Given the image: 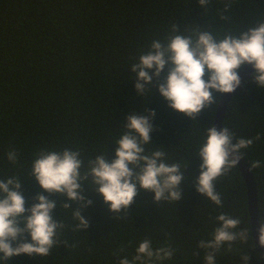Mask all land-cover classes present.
I'll return each instance as SVG.
<instances>
[{
	"label": "trees",
	"instance_id": "trees-1",
	"mask_svg": "<svg viewBox=\"0 0 264 264\" xmlns=\"http://www.w3.org/2000/svg\"><path fill=\"white\" fill-rule=\"evenodd\" d=\"M222 14L228 18L221 19ZM262 20L264 0H210L206 10L198 0H0V179L21 180L26 208L38 202L37 194L54 200L52 218L65 225L49 255L20 254L7 264H119L123 257L131 260L146 238L153 250L174 249L170 259L155 264H205L211 249H200L198 242L212 238L221 213L239 218L236 231L246 230L248 239L232 242L230 250L222 246L216 264H244L241 255L249 257L248 264H264V254L254 248L248 190L238 165L214 182L222 207L194 187L201 163L196 152L214 126L222 95L213 91L214 105L189 118L170 108L158 91L167 66L144 95L136 91V73L130 71L153 40L166 43L176 34L173 25L180 35L210 31L219 40ZM145 109L155 110L145 153L164 151L165 162L178 163L183 171L177 202H155L154 193L140 189L116 216L89 180L81 181L80 192L92 203L82 207L77 200L65 209L64 196L48 193L29 175L41 149L78 150L81 174L99 154L115 158L125 116L147 115ZM223 126L234 133L233 142L253 139L241 156L253 170L264 223V89L249 79L230 102ZM12 150L18 153L14 164L7 159ZM255 161L261 166L253 167ZM76 208L88 220L87 228L76 229Z\"/></svg>",
	"mask_w": 264,
	"mask_h": 264
},
{
	"label": "clouds",
	"instance_id": "clouds-1",
	"mask_svg": "<svg viewBox=\"0 0 264 264\" xmlns=\"http://www.w3.org/2000/svg\"><path fill=\"white\" fill-rule=\"evenodd\" d=\"M198 3L206 10L210 0H198ZM228 7L225 3V12ZM227 18L221 15V19ZM173 32L176 34L166 43L153 40L149 50L131 65L130 71L136 73L134 86L138 93L151 92L149 85H152L153 77L159 78L167 66L166 77L157 85L160 95L170 108L194 118L204 108L214 105L213 91L222 95L233 92L240 85L238 69L242 65L252 66L250 80L264 89V20L238 35L225 33L219 40L210 31L180 35L177 25H173ZM206 71L207 80L204 79ZM144 111L148 114L129 112L125 116L124 132L114 142L118 145L115 158L99 154L89 159L88 170L81 174L83 161L78 150L65 148L58 152L41 149L35 154L29 175L43 190L64 196L62 207L65 209L71 207L70 202L77 200L83 201L82 207L92 203L85 200L80 192L81 181L89 180L92 187L98 185L95 190L102 194L109 211L116 216L133 203L140 189L154 193L155 202H177L181 199L183 171L178 163L165 162L164 151L145 153L144 145L151 143V119L155 110ZM206 132V139L196 152L201 163L194 187L198 193L222 207L214 182L237 163L242 155L241 149L249 148L253 139L238 138L233 142L234 133L227 127L217 130L212 126ZM17 158L15 150L7 152L9 162L14 164ZM252 166L260 167L261 162L255 161ZM21 186L17 177L0 179V264H7L13 256L20 254L49 255L58 243L59 231L65 227L52 218L56 202L43 194H37L34 199L38 202L26 208ZM26 212L29 214L24 215ZM72 215L79 221L76 229L88 227L89 222L81 215V208H76ZM215 220L219 226L214 228L212 238L198 242L200 249H211L204 257L205 264H216V252L225 244L230 250L232 242L248 239L246 230L236 231L241 223L239 218L221 213ZM25 234L30 239H26ZM257 246L264 247V223L259 224L258 243L254 248ZM173 252L171 247L153 250L151 241L146 238L139 243L131 260L123 257L119 264H145L146 260L155 264L156 261L170 259ZM241 260L248 264L249 257L241 255Z\"/></svg>",
	"mask_w": 264,
	"mask_h": 264
},
{
	"label": "water",
	"instance_id": "water-1",
	"mask_svg": "<svg viewBox=\"0 0 264 264\" xmlns=\"http://www.w3.org/2000/svg\"><path fill=\"white\" fill-rule=\"evenodd\" d=\"M252 72H253L252 66L249 64H245V66L239 73L241 80L240 85L233 92L222 94L214 120V126L217 128V130H220L224 127L223 126L224 117L230 102L232 101L233 97L249 81ZM236 164L240 168L242 175L246 181L248 197H249L248 204H249V213L251 217L252 235L255 242L258 243V228L260 224V216H259V208H258L257 186L254 179L253 170L250 164L247 161H245L242 158V156H240ZM258 249L264 254V247L258 246Z\"/></svg>",
	"mask_w": 264,
	"mask_h": 264
}]
</instances>
